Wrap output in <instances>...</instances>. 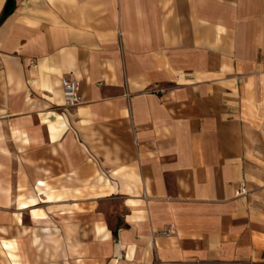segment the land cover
Instances as JSON below:
<instances>
[{"label":"crops","instance_id":"obj_1","mask_svg":"<svg viewBox=\"0 0 264 264\" xmlns=\"http://www.w3.org/2000/svg\"><path fill=\"white\" fill-rule=\"evenodd\" d=\"M0 264H264V0H15Z\"/></svg>","mask_w":264,"mask_h":264},{"label":"built area","instance_id":"obj_2","mask_svg":"<svg viewBox=\"0 0 264 264\" xmlns=\"http://www.w3.org/2000/svg\"><path fill=\"white\" fill-rule=\"evenodd\" d=\"M61 83V95L62 101L65 106H76L81 100L78 94V82L70 77L62 76L60 79ZM246 192V188L244 186H240L236 189L235 194L240 195ZM164 234L168 235L171 233L170 229L164 230Z\"/></svg>","mask_w":264,"mask_h":264},{"label":"trees","instance_id":"obj_3","mask_svg":"<svg viewBox=\"0 0 264 264\" xmlns=\"http://www.w3.org/2000/svg\"><path fill=\"white\" fill-rule=\"evenodd\" d=\"M15 6V0H6L2 12L0 14V23L9 15Z\"/></svg>","mask_w":264,"mask_h":264},{"label":"rangeland","instance_id":"obj_4","mask_svg":"<svg viewBox=\"0 0 264 264\" xmlns=\"http://www.w3.org/2000/svg\"><path fill=\"white\" fill-rule=\"evenodd\" d=\"M256 117H257V116H256L255 113H254V115H253V117H252V120H256V121H257L258 119H256Z\"/></svg>","mask_w":264,"mask_h":264}]
</instances>
